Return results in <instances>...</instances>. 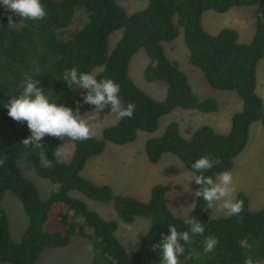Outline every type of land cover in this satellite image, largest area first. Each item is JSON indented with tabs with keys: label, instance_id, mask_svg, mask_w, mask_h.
Listing matches in <instances>:
<instances>
[{
	"label": "trees",
	"instance_id": "1",
	"mask_svg": "<svg viewBox=\"0 0 264 264\" xmlns=\"http://www.w3.org/2000/svg\"><path fill=\"white\" fill-rule=\"evenodd\" d=\"M120 1L42 0L47 14L38 21L20 19L0 6V263L37 264L44 251L66 247L77 235L92 246L90 264H159L161 253L158 247L154 251L153 245L168 234L169 224L178 231L187 230L183 219L195 217L204 225L205 232L192 237L190 246L185 245L184 254L178 258L180 264H245V260L264 264V206L252 210L249 197L243 192L237 194L242 203L239 215L210 217L207 205L196 197L191 212L180 217L171 210L163 183L154 184L150 199L144 202L116 194L110 185L97 184L81 174L91 158L104 152L107 143L126 145L136 140L139 131L155 132L160 118L176 109L218 111L217 100L195 95L188 75L164 50L163 42L174 40L180 29L189 63L200 70L211 87L235 92L241 108L232 114L226 133L203 124L185 134L178 121H171L161 135L145 140V154L150 163L156 164L164 154L171 153L189 170L191 161L209 155L219 158L220 164L206 175L231 170L235 158L247 146L251 125L260 122L264 128V99L256 90L257 67L264 57V0H147L144 8L133 12ZM237 6L254 8V34L250 42L240 41L239 32L232 27L217 33L204 28L205 11L225 13ZM80 9L87 14V21L70 32L68 28ZM9 17L15 23L14 29L8 27ZM116 31L121 35L111 46L109 39ZM141 48L148 56L143 71L145 80L166 84L162 100L148 95L129 77L130 59ZM73 66L82 71L97 70L98 79L111 78L119 83L124 104L134 105L133 116L105 127L101 137L73 141L69 161L53 162L51 168L44 169L39 166L37 150L21 145L30 134L26 124L10 119L4 104L18 94L20 82L30 77L38 79L39 86L51 92L57 103L74 111L79 107L81 115L93 111L82 101L86 90L75 95V86L69 89L60 78L66 68ZM41 143L52 159L51 152L61 140L45 135ZM21 159H29L35 172L50 180L48 198L42 199L36 185L21 174ZM55 183L62 186L58 193L52 191ZM73 190L111 204L125 223L147 217L150 227L139 248L129 253L116 235L117 221L89 209L82 200L71 196ZM7 191L19 198L28 217L19 241L11 237L9 218L2 204ZM207 236L218 241L211 253L203 252Z\"/></svg>",
	"mask_w": 264,
	"mask_h": 264
},
{
	"label": "rangeland",
	"instance_id": "2",
	"mask_svg": "<svg viewBox=\"0 0 264 264\" xmlns=\"http://www.w3.org/2000/svg\"><path fill=\"white\" fill-rule=\"evenodd\" d=\"M120 4L129 12L137 11L147 5V0H121ZM253 7H233L225 13H219L213 10H207L202 17L204 28L210 33H217L224 27L235 28L240 34V41L248 43L254 34L253 26ZM87 21V14L78 10L75 14L72 24L68 31L72 32L83 26ZM121 35L120 31L114 32L109 39L110 45L113 46ZM163 47L171 60L179 63L180 68L188 75L193 92L201 99L214 98L218 102V111L213 113H202L196 110L176 109L173 112L162 116L159 120V126L155 132L149 133L139 131L135 141L120 147L122 151H115L114 157L119 160L126 154L137 156L136 164L142 167L145 155L144 141L148 137L159 136L163 133L165 126L171 121H178L181 129L185 134L187 130H192L200 125H211L216 131L226 133L231 127V116L241 108V101L238 95L233 91L219 90L211 87L204 79L200 70L191 65L188 61V50L184 43L183 33L180 29L179 35L172 41L163 42ZM148 63L146 51L139 49L130 59L128 74L131 80L144 92L156 100H162L166 96V84L162 81L149 82L143 76V71ZM97 71V70H96ZM95 71V73H96ZM82 88L75 86L74 94L78 95ZM257 93L264 99V59L259 62L257 67ZM92 111L85 113L91 114ZM120 120L113 113H101L96 116L92 127L94 136L101 137L103 129L113 125ZM250 141L241 152L240 158L235 161L234 168L230 170L233 176L235 188L234 199L237 200V194L243 192L251 199V209L257 210L264 205V128L260 122L251 125ZM62 151L65 153L64 161H69L73 155L74 144L67 137L61 140ZM60 144V145H61ZM141 151V153H138ZM164 159L152 173L148 174L151 181H163L168 187L173 186L176 192L185 193L189 196L188 205L180 209H174L177 216H186L190 213L196 196L194 192L197 184L194 181L189 182L188 176L190 171L186 168L176 156L171 153L164 155ZM146 160V159H145ZM90 161L86 164L82 175L92 177L96 175V169L93 168ZM117 170L113 172L112 181L117 191L127 192L122 176L125 174L127 163L117 164ZM19 171L23 176L30 179L38 188L42 199L48 198L51 191V182L48 178L39 176L29 159H21L18 162ZM138 175L142 176L140 173ZM71 196L82 200L89 209L96 211L105 219L117 221V237L123 242L129 253H134L140 246L142 238L149 230L150 220L147 217H137L131 224L123 222L115 213L111 204L90 199L83 193L73 190ZM131 197V196H130ZM144 199H150V192ZM3 207L9 218L10 234L15 241H19L24 230L28 225V217L24 211L23 205L19 198L10 191H7L2 200ZM206 212L210 217L228 216L225 210L219 207H206ZM79 220L84 224L86 230L90 227L84 223L82 218ZM74 248V247H73ZM48 250V249H47ZM44 251L39 257L38 264H70V254L52 253L53 251ZM56 252V251H54ZM69 261V262H68ZM10 264V263H0ZM178 264H180L178 262Z\"/></svg>",
	"mask_w": 264,
	"mask_h": 264
},
{
	"label": "clouds",
	"instance_id": "3",
	"mask_svg": "<svg viewBox=\"0 0 264 264\" xmlns=\"http://www.w3.org/2000/svg\"><path fill=\"white\" fill-rule=\"evenodd\" d=\"M0 6L23 20L38 21L46 16V9L42 0H0ZM8 27L15 28V23L9 17ZM69 89L73 86L85 89L82 101L92 106V113L82 117L79 107L74 111L62 103H57L51 92L43 90L38 79L26 77L19 84V92L11 96L4 107L10 119L27 126L29 135L22 140L21 145L26 149L37 150L39 166L44 169L51 168L53 162L62 164L65 153L62 145L51 152L52 159L41 141L45 135L69 141H86L94 136L93 121L100 111L107 110L118 118H131L134 105L124 104L120 93V85L111 78H97L92 71H82L76 66L66 68L60 77ZM220 164L219 158L201 155L190 163L188 181H194L200 187L194 192L201 197L209 207H219L230 215H239L242 203L234 199L233 176L230 171H222L206 175L205 173ZM60 183L52 185L53 192H59ZM188 226L187 230L178 231L173 224L168 226V234L162 235L158 245L161 253L159 264H178V258L184 254L185 245L190 246L192 237L203 235L204 225L195 217H186L182 221ZM181 241L184 243L182 244ZM218 241L214 236H207L203 241V252L214 251ZM245 264H252L245 260Z\"/></svg>",
	"mask_w": 264,
	"mask_h": 264
},
{
	"label": "crops",
	"instance_id": "4",
	"mask_svg": "<svg viewBox=\"0 0 264 264\" xmlns=\"http://www.w3.org/2000/svg\"><path fill=\"white\" fill-rule=\"evenodd\" d=\"M263 59H264V57H263ZM250 133H251V128H250ZM249 141H250V138H249ZM249 141H248V143H249ZM144 143H145V141H144ZM117 146H125V145H115L112 143H107L106 148L102 154L91 158L87 162V163H89L90 161H93L91 163H92L93 168L96 169L95 170L96 175H92V177H88L85 175H83V176L90 179L91 181H93L97 184H108V185H110L116 194L131 196L133 198H136V199H138L140 201H144V202L148 201L149 199H144V197L147 196V193H149V192L151 195V189H152L153 185L156 183H159L158 181H155V182L151 181L148 178V174L150 172L152 173V171L156 167H158V165H160V163H162V161L165 157L164 156L165 154L163 155L161 161L159 163H156V164L150 163L147 159V156H144V159L142 160L143 165H142V167H139L136 164L137 156H135L134 154H126L124 156H121V158L119 160H116L115 158H117V157L113 156L114 152L118 151V150L122 151L121 148L117 147ZM138 153H141V151H138ZM240 157L241 156L239 154L235 158L234 165H235V161ZM119 162H122V164L127 163V167H125L126 172L122 176L124 185L127 187V189H126L127 192H125V193L123 191H117L115 184L113 183V181L111 179V178H113V175H114L113 172L116 171L118 168L117 164ZM233 168H234V166H233ZM138 173H140L142 176L138 175ZM160 183L165 184L163 181H160ZM165 186L167 189V194H166L167 202H168L172 211H174V209H180L183 206L188 205L189 196H187L185 191L183 193H179V192H176V189L174 190L173 186L168 187L166 184H165ZM249 201H250L249 206L251 208V199L250 198H249ZM48 250L53 251L52 253L58 252V253H63L64 255L70 254V264H90L92 257H93L92 246L89 243V241L86 238H84L82 236H77V235L72 238V241L68 246L61 247V248H52V249H48ZM54 251H56V252H54ZM38 261H39V259H38ZM37 264H38V262H37Z\"/></svg>",
	"mask_w": 264,
	"mask_h": 264
}]
</instances>
